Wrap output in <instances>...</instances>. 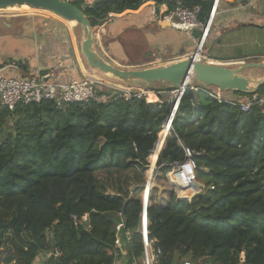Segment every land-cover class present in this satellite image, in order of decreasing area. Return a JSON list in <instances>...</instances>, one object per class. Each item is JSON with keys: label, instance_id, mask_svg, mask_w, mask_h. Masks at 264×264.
Listing matches in <instances>:
<instances>
[{"label": "trees", "instance_id": "obj_1", "mask_svg": "<svg viewBox=\"0 0 264 264\" xmlns=\"http://www.w3.org/2000/svg\"><path fill=\"white\" fill-rule=\"evenodd\" d=\"M68 1L93 28L109 13L117 17L148 2L169 11L200 8L205 24L214 5V0ZM148 88L160 102L135 97L63 108L49 101L21 104L14 111L0 106V264H34L50 252L45 264H115L119 214L130 230L140 227L144 175L174 108L161 95L174 88ZM254 93L264 96V84ZM172 128L156 175L166 179L186 160V150L195 151L200 153L194 156L197 178L206 188L191 201L162 186L155 194L157 184L150 190L148 230L161 251L158 264H240L243 257L246 264H264V105L242 112L188 89ZM103 172L136 174L127 183L134 188L116 186L112 193L97 177ZM85 214L89 230L72 220ZM118 250L124 264L141 259L142 235Z\"/></svg>", "mask_w": 264, "mask_h": 264}, {"label": "crops", "instance_id": "obj_2", "mask_svg": "<svg viewBox=\"0 0 264 264\" xmlns=\"http://www.w3.org/2000/svg\"><path fill=\"white\" fill-rule=\"evenodd\" d=\"M97 1L87 0L86 4L92 5ZM153 7L148 2L137 11L118 15L108 25L95 27L98 29L95 37L102 41V45H95V50L107 62L120 68L142 67L146 63L143 61L145 58L137 63H131L127 58L125 45L128 42L134 41L141 47L153 43L152 49L156 51L168 46V27L153 19ZM166 9V6L161 7V11ZM123 16L125 18L118 21ZM217 17L216 26L208 38L211 52L208 57L227 61L217 65L231 68L264 62V0H250L243 6H224ZM82 32L74 22L44 11L0 12V72L15 77L44 76L62 82L86 76L99 77L81 53ZM174 32L183 40L186 35L194 39L193 31ZM180 46L190 53L194 42ZM242 75L260 80L264 78V69H248ZM142 87L136 88L144 90ZM226 96L231 99L239 97L234 92L226 93ZM47 257L48 254H41L34 264L45 262Z\"/></svg>", "mask_w": 264, "mask_h": 264}, {"label": "built area", "instance_id": "obj_3", "mask_svg": "<svg viewBox=\"0 0 264 264\" xmlns=\"http://www.w3.org/2000/svg\"><path fill=\"white\" fill-rule=\"evenodd\" d=\"M220 1L221 0H214L210 17L205 24L199 20L200 8L187 9L177 7L172 11L166 10L164 12L154 6L152 14L157 22L163 23L176 31L191 32L194 30H202V38L199 44H197L196 52L194 55H190V57L194 56L196 61L203 62L205 56L198 54V52L200 53L202 51L204 44L209 38ZM0 12L4 11L0 10ZM115 17L116 14L109 13L103 23V26L111 23ZM97 43L102 45V43L95 37V45ZM200 46H202V48L199 50ZM44 78V76L15 77L8 76L0 72V106L7 108L10 111H14L21 104H40L42 102L49 101L53 102L55 107L63 108L72 104L89 103L92 101L101 104L110 103L117 99L130 101L135 97H145L146 100L150 102L147 96L148 93L144 90L134 88L130 89L129 87H125L121 84H113L111 86L112 89H110L111 91L104 92L102 90L104 87H107V83L103 79L96 76H86L81 79H72L68 82L57 81L56 79L53 80L49 78L44 80ZM189 89L195 92L203 91L219 102H225L239 107L242 112H249L255 106L264 105V96H260L254 92H252L251 97H238L236 99H231L226 96V93L231 91H221L217 88L212 90L211 87L205 86L199 88L196 84L191 85ZM170 94L171 103H173L174 106L172 111L173 113L174 110H178L181 100L179 97L180 95L176 90L172 91ZM159 101L160 100L158 99L157 102ZM173 120L174 118H171L169 123ZM199 154L200 153H196L195 151L186 150V160L182 163H176L173 167V172L179 174L182 177V181L186 185H193L197 182L196 170L198 168L194 156H199ZM193 171L194 173H192ZM148 184L149 181L146 185L145 194L150 193V190L152 189V186L151 188L147 187ZM145 209L146 207L143 209L141 225L135 231L127 228L123 214H119L120 222L116 226L114 240L116 248L115 264H124V260L120 258L121 254L118 249L121 246L132 243L134 235L138 233L143 237L144 256L141 259L134 257L130 264H158L161 251L155 247L157 240H151L149 238V222L145 214ZM72 220L75 225H84L87 230L91 228L89 214H85L81 218L73 216ZM55 256H59V253H56ZM182 264L192 263L190 261H185ZM240 264H246L244 257L241 259Z\"/></svg>", "mask_w": 264, "mask_h": 264}, {"label": "water", "instance_id": "obj_4", "mask_svg": "<svg viewBox=\"0 0 264 264\" xmlns=\"http://www.w3.org/2000/svg\"><path fill=\"white\" fill-rule=\"evenodd\" d=\"M145 1V0H143ZM27 6L34 10L52 13L53 15L67 21H75L82 28L84 39L81 44V53L89 67L93 70L99 71L101 74L112 76L125 83L143 82L148 87L156 84H169L178 93L180 100L182 99L186 90L193 84H200L205 87H213L221 91H231L238 93L256 92L260 86L264 84V78L260 80H252L244 77L242 74L248 69H264V62L262 63H248L243 64L237 68L226 67L224 65H217L205 62H198L194 56L187 57L184 60L177 61L162 67H153L141 70L124 69L116 66L113 63L107 62L95 50V28L91 26L88 17L82 10L77 8L68 0H0V10L8 11L15 8H22ZM49 77H45L47 80ZM176 110L167 116L164 120L163 130L158 136V141L152 150V154H156V159H152L150 167L152 170L151 176L158 169L159 156L165 150L168 139L172 136V124L170 119L175 118ZM167 131V132H166ZM170 176V174H169ZM175 187V193L185 201H191V198L182 196L179 192L181 188L203 189L205 186L196 182L194 185H182L172 181ZM145 214L148 216L149 208V193L144 198ZM54 245V241H53Z\"/></svg>", "mask_w": 264, "mask_h": 264}, {"label": "rangeland", "instance_id": "obj_5", "mask_svg": "<svg viewBox=\"0 0 264 264\" xmlns=\"http://www.w3.org/2000/svg\"><path fill=\"white\" fill-rule=\"evenodd\" d=\"M249 1L250 0H247L246 2L244 0H221L220 1V4H219V7H218V10H217V13L219 15L220 12H221V10H222V8L224 6H230V5H232V6H235V5L243 6L244 4H247ZM24 9H28V8H24ZM24 9L23 10L22 9L8 10L7 12L31 11V10H34V9H31V8H29L30 10H24ZM159 10L161 11V8ZM166 10H168V8ZM166 10H164V12ZM152 16H153V14H152ZM122 18H125V16L119 18L118 21L120 19H122ZM153 19L155 20L154 16H153ZM217 19H218V17L216 15L209 36H211V34L213 33V29L216 26ZM165 26H167V25H165ZM77 27H78V29L80 31L82 30V28L79 25H77ZM169 28L170 27H168V34H169L168 39H167L168 40L167 41L168 46L161 48L160 51H156V50H153L152 49L153 46H154L153 43L152 44H147V45L141 47V46H139V44H137L136 42L132 41V42H128L125 45L126 46L125 52L127 54L126 56H127V58L129 59V61L131 63L141 62L142 61L141 58H145V59H143V61H145L146 63L142 67H139V68H131L132 70H141V69H147V68H153V67L166 66V65H169V64L174 63L176 61L184 60L186 56L188 57L193 52L196 51L197 45H195V40H196V43L199 44V42H200V40L202 38V35H201L202 30L200 31L201 33L199 32L200 34H196V35L194 34V39L192 37H190V39H189V36L186 35L184 37V40H183V38H180V36L177 33L174 32L176 30H173L171 28L169 29ZM177 32H180V31H177ZM82 39H84V34H83ZM192 41L194 42V47H193L194 49L192 50V52L186 53L187 51H184V48L185 47L183 48V50L181 49L183 46H180V45H184V44L185 45L186 44L188 45V43L189 42L192 43ZM209 41H210V39H209ZM209 41L207 40V42L204 44V47H203L202 51L200 53L198 52L200 55L205 56L203 62H205V63H211V64H219L218 62H222V63L223 62H227V61H215L214 58L208 57L209 53H211L210 52ZM177 42H178V44H177ZM101 43H102V41H101ZM199 48H202V46H200ZM150 49H152V50H150ZM185 54H187V55H185ZM172 56H175V57H172ZM229 64H232V63H229ZM96 72L98 73L97 75L99 77H101L102 79H105L104 81L107 83L106 84L107 87H104V89L102 90L104 92L111 91L110 89H112L111 86L113 84H121V85H123L125 87H129L130 89H133L134 87H135L134 89H137L136 88L137 86L143 85L142 89H144V91L146 93H151V99H152V101H156L157 102L158 99L161 101V98L159 97V95L156 94V93H154V92L149 91L148 90L149 89L148 86H144L146 84H144L143 82L137 81V82L125 83V82H122V81H120L118 79L113 78L112 76H107V75L101 74L99 71H96ZM26 77H30V76H26ZM168 86H169L168 84H153V85H151L149 87H155L157 89L160 88V90H162L164 87H168ZM170 87H171V85H170ZM211 89L212 90H215L216 88L211 87ZM161 95H162L163 99H167L169 102H171V99H170L171 98V94L169 92H167V90L161 91ZM150 103H153V102H150ZM11 125H12V123H11ZM153 156H155V155L152 154L150 156V158H149L150 163H152ZM156 171L157 170H155V172ZM155 172L152 175V178H153L152 188L155 187L156 184L158 186V187L156 186L157 187V190L155 191V194L157 192L158 193L160 192V189H161L160 186L164 187L165 189L168 188V190H171L172 189L173 191H175V187L172 184V177H174V175L172 174V170L168 173L166 179H164V176L159 177V175L158 174L156 175ZM151 173H152V170H151V167H150L149 170L144 175V180H145L146 185H147V182L149 181V178H150V174ZM169 174H170V176H169ZM135 175L136 174H134L132 172H130V173L122 172V173H119V174H117V173H110V174H108L106 172H103V173L98 174L97 177L112 192L113 189L115 190V187L116 186H118V187L121 186L123 188L124 187L126 188L127 183L131 180V177H133ZM197 182L203 184L205 186V188H206L205 182L201 181L198 178H197ZM127 187L134 188L133 184H130ZM205 188H203V189H200V188L197 189L196 190V193H195V196L197 194H200L202 192V190H205ZM146 195L147 194H145V192L142 194L143 201H144V197ZM150 195H152V193ZM150 195H149V205H150ZM48 236H49V238L53 242L54 240L52 239V232H49L48 233ZM47 254H48V257L46 258L47 260L45 262H47L49 260V258L53 255L52 252L47 253ZM45 262H42L41 264H45Z\"/></svg>", "mask_w": 264, "mask_h": 264}, {"label": "bare ground", "instance_id": "obj_6", "mask_svg": "<svg viewBox=\"0 0 264 264\" xmlns=\"http://www.w3.org/2000/svg\"><path fill=\"white\" fill-rule=\"evenodd\" d=\"M24 8H29V7H27V6H24V7H22V8H15V9H24ZM72 22H74V24L77 26L78 24H77V22H75V21H72ZM199 54V53H198ZM147 96H148V100L150 101V102H155V101H152V99H151V93H148L147 94ZM167 132V131H166ZM156 155V154H155ZM157 157L155 156H153V159H156ZM172 181L173 182H176V183H179V184H182L181 182H182V180H178L175 176L174 177H172ZM152 182H153V178H152V176H151V174H150V178H149V184H148V188H151V186H152ZM194 185V184H193ZM179 192H180V194L182 195V196H184V197H186V198H191L192 196H193V194H195L196 193V191H195V189H193V188H190V187H188V188H182V189H179Z\"/></svg>", "mask_w": 264, "mask_h": 264}, {"label": "clouds", "instance_id": "obj_7", "mask_svg": "<svg viewBox=\"0 0 264 264\" xmlns=\"http://www.w3.org/2000/svg\"><path fill=\"white\" fill-rule=\"evenodd\" d=\"M174 167V166H173ZM173 167H172V174L180 181V180H182V177L179 175V174H176V173H174L173 172ZM192 173H194V171L192 172ZM196 176H197V170H196ZM182 183V185H186L183 181L181 182ZM196 183V182H195ZM194 183V184H195Z\"/></svg>", "mask_w": 264, "mask_h": 264}]
</instances>
